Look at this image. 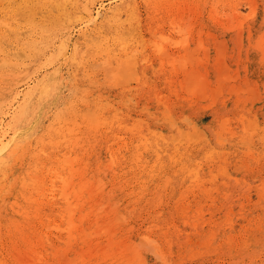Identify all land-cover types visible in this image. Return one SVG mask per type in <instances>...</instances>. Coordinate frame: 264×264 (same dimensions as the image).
<instances>
[{
    "label": "rangeland",
    "instance_id": "1",
    "mask_svg": "<svg viewBox=\"0 0 264 264\" xmlns=\"http://www.w3.org/2000/svg\"><path fill=\"white\" fill-rule=\"evenodd\" d=\"M51 1L0 0V117L53 85L0 165V264H264V0Z\"/></svg>",
    "mask_w": 264,
    "mask_h": 264
},
{
    "label": "bare ground",
    "instance_id": "2",
    "mask_svg": "<svg viewBox=\"0 0 264 264\" xmlns=\"http://www.w3.org/2000/svg\"><path fill=\"white\" fill-rule=\"evenodd\" d=\"M9 2H13L14 0H8ZM50 1V0H49ZM52 1H56V2H59V3H62L64 6H67V5H72V6H75V8L77 7V8H80V9H83V10H85V11H87L89 14H88V16H89V18H90V20H89V22H93V23H95L96 21H98V19L99 18H101V16L102 15H107V14H110L109 12H113V13H115L116 14V12L118 13V11H113V9H111V8H104L103 6H101V8L99 7H97V8H95V7H93V3H90V2H85L84 0H52ZM51 1V2H52ZM251 1V0H250ZM250 1L248 2V3H250ZM129 2L130 3H128V5L130 6V7H134L135 8V6H136V2L135 1H133V0H129ZM238 2H239V0H238ZM180 3H181V1H180ZM251 3H253L252 1H251ZM197 4V3H196ZM195 4V5H196ZM56 5V4H55ZM61 5V4H60ZM128 6V7H129ZM138 6V5H137ZM252 6H253V4H252ZM59 7V6H58ZM127 7V6H126ZM234 7V6H233ZM239 6H237V8H238ZM249 7H251V6H249ZM186 8V7H185ZM256 8V7H255ZM128 9V8H127ZM133 9V8H132ZM176 9V8H175ZM47 10V9H46ZM119 10V9H118ZM121 10V9H120ZM170 10V9H169ZM238 10V9H237ZM61 13V12H60ZM86 13V12H85ZM84 13V14H85ZM167 13V12H166ZM241 13V12H240ZM81 15V14H80ZM87 15V14H86ZM167 15V14H166ZM83 16V15H82ZM237 16V15H236ZM240 16V15H239ZM161 18V17H160ZM172 18V17H171ZM222 18V17H221ZM220 18V19H221ZM226 18V17H225ZM76 19V18H75ZM111 20V19H110ZM241 20V19H240ZM186 21V20H185ZM235 21V20H234ZM177 22V21H176ZM239 22V21H238ZM225 23V22H224ZM227 24V23H226ZM237 24V23H236ZM159 25V24H158ZM161 26V25H160ZM242 26H243V23H242ZM180 27V26H179ZM247 27V26H246ZM234 29V28H233ZM87 31V30H86ZM185 35V34H184ZM210 35H211V33H210ZM207 37H208V34H207ZM205 47V46H204ZM187 53V52H186ZM217 54V53H216ZM252 58V57H251ZM126 60V59H125ZM180 63V62H179ZM193 66V65H192ZM49 82V81H48ZM34 83V82H33ZM38 83H40V82H37L33 87H31L28 91H26V92H24L23 91V89L22 88H20L19 89V87L17 86L16 87V89H15V93H16V95H15V102L17 103V105H15V108H13V106H14V104L15 103H13V104H11V105H13L12 107H10L9 108V114H10V118H9V120L8 121H6V119L4 118V117H0V165L1 164H3V163H5L6 161H8V156L12 153V146H14L15 145V143H16V141H18V129H19V125L20 124H22L26 119H27V115H28V112H29V110H34V108H33V106H32V102H31V100L33 99V97H34V95H35V93H36V91L38 90V88L39 87H41V92L43 91H45L46 93H48V92H50L51 90H52V88H53V85L52 84H49V83H44V84H38ZM180 83H181V81H180ZM29 84V83H28ZM57 84V83H56ZM205 84V83H204ZM23 85V84H22ZM24 88V87H23ZM235 88V87H234ZM129 90V89H128ZM53 94V93H52ZM44 95V94H43ZM45 96V95H44ZM39 97V96H38ZM49 98V97H48ZM179 98V97H178ZM142 109V108H141ZM41 112V111H40ZM115 113V112H114ZM38 114V113H37ZM60 114V113H59ZM102 116V115H101ZM100 117H98V119H99ZM105 118H107V117H105ZM105 118H100L99 119V123H98V126L97 127H100V126H103V125H108V126H114V123H115V121L114 120H105ZM30 119H32V118H30ZM60 119V118H59ZM58 121H60V120H58ZM55 122V121H54ZM53 122V123H54ZM61 122V121H60ZM12 123H13V125H12ZM32 124V123H31ZM30 124V125H31ZM117 124V123H116ZM29 125V126H30ZM33 126V125H32ZM93 127V126H92ZM25 129V128H24ZM99 129V128H98ZM27 130V129H26ZM24 131V130H23ZM28 131V130H27ZM67 131V132H66ZM30 132V131H29ZM64 132H66V133H64L63 135H64V139H66L67 141H69L70 142V140L71 139H74L75 137H74V135H75V133H74V130L73 129H71V128H67V130L66 129H64ZM21 133V132H20ZM20 137V136H19ZM78 137V136H77ZM27 137H25V139H26ZM126 138V137H125ZM63 139V138H62ZM80 139V138H79ZM76 142L78 141V139L76 140V139H74ZM19 141H20V139H19ZM47 141V140H46ZM72 142V141H71ZM155 142V141H154ZM75 143V142H74ZM57 144V143H56ZM68 144V143H67ZM125 144V143H124ZM72 145V144H71ZM77 145H78V143H77ZM65 146H67V145H65ZM40 148V147H39ZM131 149V148H130ZM115 150V149H114ZM136 150V149H135ZM43 151V150H42ZM218 153V152H217ZM119 154V153H118ZM136 154V153H135ZM64 158V157H63ZM70 158V157H69ZM78 158V157H77ZM64 160V159H63ZM134 160V159H133ZM68 161H70V160H68ZM72 162V161H71ZM85 162V161H84ZM132 162V161H131ZM66 163V162H65ZM69 166V165H68ZM75 168V167H74ZM69 169V168H68ZM112 169V168H111ZM55 170V169H54ZM83 170V169H82ZM92 170V169H91ZM74 172V171H73ZM82 172V171H81ZM83 172H84V170H83ZM193 173V172H192ZM70 175V174H69ZM75 176V175H74ZM63 177V176H62ZM73 177V176H72ZM57 178V177H56ZM63 178H65V176L63 177ZM70 178V177H69ZM86 178V177H85ZM198 179V178H197ZM69 180V179H68ZM67 181V179H65V182ZM68 182V181H67ZM33 183V182H32ZM51 183V182H50ZM94 183V182H93ZM35 184V188L37 189V190H41L42 188H43V185H42V183H37V182H35V183H33L32 185H34ZM59 185V184H58ZM80 185H81V183H80ZM94 185V184H93ZM64 186V185H63ZM91 186V185H90ZM96 186V185H95ZM65 187V186H64ZM62 188V187H61ZM68 188V187H67ZM70 188V187H69ZM81 188V187H80ZM99 188V187H98ZM63 189V188H62ZM61 189V190H62ZM79 189V188H78ZM90 189H93V187L92 188H90ZM89 189V190H90ZM36 190V191H37ZM97 190V189H96ZM6 191V190H5ZM54 191V190H53ZM91 191V190H90ZM90 191H88V192H90ZM33 192H34V190H33ZM55 192V191H54ZM65 192H66V190H65ZM87 192V193H88ZM93 192H94V190H93ZM112 192V191H111ZM31 193V192H30ZM77 193V192H76ZM50 194V193H49ZM52 195V194H51ZM65 195H68V193L66 192L65 193ZM70 196V195H69ZM91 196V195H90ZM93 196V195H92ZM81 197V196H80ZM98 197V196H97ZM142 197V196H141ZM52 198V197H51ZM94 198V197H93ZM211 199V198H210ZM32 201V200H31ZM65 202V201H64ZM76 203V202H75ZM78 203V202H77ZM83 203V202H82ZM74 204V203H73ZM91 205V204H90ZM188 206V205H187ZM90 207H92V206H90ZM108 207V206H107ZM99 208V207H98ZM188 208V207H187ZM61 209V208H60ZM67 210V209H66ZM80 210V209H79ZM91 210H92V208H91ZM22 211V210H21ZM113 211V210H112ZM68 212V211H67ZM70 212V211H69ZM75 213V212H74ZM160 213V212H159ZM95 214V213H94ZM108 214V213H107ZM34 215V214H33ZM73 215V214H72ZM101 215V214H100ZM100 215H98V216H100ZM188 215V214H187ZM199 215V214H198ZM37 216H39V215H37ZM97 217V216H96ZM201 217V216H200ZM62 218H63V216H62ZM83 221V220H82ZM102 222V221H101ZM97 223V222H96ZM73 224V223H72ZM58 225H59V223H58ZM195 225V224H194ZM76 227V226H75ZM83 227V226H82ZM100 227V226H99ZM106 227V226H105ZM170 227V226H169ZM108 228H109V226H108ZM114 228V227H113ZM65 229V228H64ZM74 229V228H73ZM93 229V228H92ZM110 229V228H109ZM109 229H107V230H109ZM246 229V228H245ZM59 231V230H58ZM100 231V230H99ZM80 232V231H79ZM85 232V231H84ZM106 232V231H105ZM108 232V231H107ZM189 232V231H188ZM197 232V231H196ZM213 232V231H212ZM66 233V232H65ZM11 234V233H10ZM86 234V233H85ZM105 234V233H104ZM189 234V233H188ZM28 235V234H27ZM94 235H95V233H94ZM97 235V234H96ZM111 235V234H110ZM41 236V235H40ZM109 236V235H108ZM107 236V237H108ZM66 237V236H65ZM80 237V236H79ZM85 237V236H84ZM87 237V236H86ZM96 237V236H95ZM41 238V237H40ZM55 238V237H54ZM108 239V238H107ZM4 240V239H3ZM91 240V239H90ZM105 240V239H104ZM110 240V239H109ZM108 240V241H109ZM121 240V239H120ZM125 240V239H124ZM172 240V239H171ZM36 241V240H35ZM57 241H59V240H57ZM113 241V240H112ZM126 241V240H125ZM69 242V241H68ZM110 242V241H109ZM114 242V241H113ZM112 242V243H113ZM15 243V242H14ZM33 243V242H32ZM42 244V243H41ZM104 244V243H103ZM109 244H111V242L109 243ZM117 244V243H116ZM118 244H119V242H118ZM118 244H117V246H118ZM238 244V243H237ZM112 245V244H111ZM124 246V245H123ZM40 247H42V246H40ZM57 247V246H56ZM71 247V246H70ZM128 247V246H127ZM127 247H122V248H124V249H122V251H121V256H124V254L126 253V249H127ZM36 248V247H35ZM69 248V247H68ZM103 248V247H102ZM118 248V247H117ZM15 249V248H14ZM46 249V248H45ZM90 249V248H89ZM92 249V248H91ZM105 249V248H104ZM67 250V249H66ZM115 250H117V249H115ZM114 250V251H115ZM121 250V249H120ZM130 250V249H129ZM119 251V250H118ZM15 252V251H14ZM24 252V251H23ZM30 252H32V251H30ZM34 252V251H33ZM59 252V251H58ZM78 252V251H77ZM76 252V253H77ZM80 252V251H79ZM82 252V251H81ZM92 252V251H91ZM103 252V251H102ZM104 252H106V251H104ZM111 252V251H110ZM60 253V252H59ZM63 253L65 254V252L63 251ZM85 254V253H84ZM17 255H19V254H17ZM27 255V254H26ZM29 255V254H28ZM34 255V254H33ZM37 255V254H36ZM57 255H59V254H57ZM61 255V254H60ZM63 255V254H62ZM136 255L138 256V257H142V256H140L139 254H137L136 253ZM135 255V256H136ZM22 256V255H21ZM21 256H19V257H21ZM23 256H24V254H23ZM31 256V255H30ZM66 256V255H65ZM134 256V255H133ZM134 256V258L136 259V257ZM14 257V256H13ZM18 257V256H17ZM17 257H15V258H17ZM19 257L17 258V260L19 259ZM41 257V256H40ZM59 257V256H58ZM63 257V256H62ZM67 257V259H68V256H66ZM92 257V256H91ZM74 258V257H73ZM133 258V257H132ZM27 259V258H26ZM25 259V260H26ZM31 259V258H30ZM62 259H64V257L62 258ZM79 259V258H78ZM129 259H131V256H130V258ZM66 260V259H65ZM64 260V261H65ZM71 260V262H72V258L70 259ZM14 261V260H13ZM28 261V260H27ZM19 262V261H18ZM22 263V262H21ZM20 263V264H21ZM25 263V262H24ZM23 263V264H24ZM67 263V262H66ZM68 263H70V261L68 262ZM5 264V263H4ZM29 264V263H28ZM44 264V263H43ZM76 264V263H75Z\"/></svg>",
    "mask_w": 264,
    "mask_h": 264
}]
</instances>
